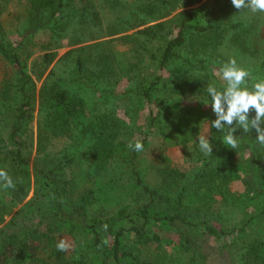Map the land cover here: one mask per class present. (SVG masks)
Returning a JSON list of instances; mask_svg holds the SVG:
<instances>
[{
	"label": "trees",
	"instance_id": "trees-1",
	"mask_svg": "<svg viewBox=\"0 0 264 264\" xmlns=\"http://www.w3.org/2000/svg\"><path fill=\"white\" fill-rule=\"evenodd\" d=\"M174 1L126 7L119 0H0V62L12 68L0 81V168L15 183L0 187V225L9 218L10 227L0 233V264H264V147L255 130L237 128L232 149L222 142L227 126L210 128L212 154L200 151L196 137L183 147L182 168L169 166L166 152L167 141L199 129L202 109H211L206 88H221L216 73L230 59L264 79V48L244 38L255 33L254 16L246 21L225 0V21L193 29L203 39L193 55L185 51L182 26L161 21ZM19 6L25 23L11 41L1 34V17ZM129 30L135 31L123 36L130 48L121 70L109 39ZM41 32L48 33L43 53L28 68L24 48ZM63 46L76 54L73 66L42 83L31 160L32 73L41 78ZM121 79L127 84L115 92ZM74 101L87 105V114H72ZM117 101L127 121L116 115ZM124 124L132 132L124 134ZM137 140L142 152L128 148ZM145 157L159 171L157 186L143 176ZM61 238L71 243L65 252L56 249Z\"/></svg>",
	"mask_w": 264,
	"mask_h": 264
},
{
	"label": "rangeland",
	"instance_id": "rangeland-1",
	"mask_svg": "<svg viewBox=\"0 0 264 264\" xmlns=\"http://www.w3.org/2000/svg\"><path fill=\"white\" fill-rule=\"evenodd\" d=\"M122 4H124L126 7H134L140 2V0H119ZM231 1V0H227ZM225 0H175L174 1V7L172 8L170 14L165 17L163 20H171V23L173 26H177V28L181 27L183 28L184 32H186L187 35V41L185 44V51L188 54H193L196 53L201 47L200 42L203 40L201 37H199L195 32L194 28L197 27H206L209 26L211 23L215 22H221L225 21L226 19L224 18L221 13H220V8L219 6L223 4ZM232 4V3H231ZM233 10L236 13H242L244 14V19L247 21L249 18L252 19L254 16V21H252V32L253 30V36L255 35L256 37H253L250 35V33L245 34L244 38H251L250 40L245 39L246 43L250 45L252 40H256L258 42V46H262L264 48V12H258V13H251L249 10L244 9V10H237L235 7ZM234 15V13L232 14ZM231 17V15H230ZM25 10L23 6L17 7L15 10H11L9 12H6L2 15L1 21H2V32L1 34L6 37L7 39H10L11 41H16L19 40V29L22 28L23 23H25ZM238 29L237 31H239ZM135 30H129L124 33H120L118 35L112 36L109 39L111 42V49L114 52L115 60L117 62V66L121 70H125L126 68V60H127V50L130 48V43L124 39L123 36H127L128 34H131ZM240 32V31H239ZM235 34H231L230 36H233ZM229 36V37H230ZM204 37V36H203ZM48 38V33L47 32H41L38 33L34 37V42H31L28 46H25V55L27 57V66L28 68L31 67V65L34 63V61H37L40 57V55L43 53L42 45L46 42ZM223 44V43H222ZM214 47L217 49H220V45L215 42ZM256 47V45H255ZM71 48V46H63L60 47L56 50L57 56L55 57L54 61L52 64L45 70L44 74L42 75L41 78H37L36 76V70L32 73L33 79L35 80V99H36V104L34 111L32 113V117L29 120V122L26 124L27 127V134L29 137L28 144L30 151L27 152V156L32 160L35 153H36V146H37V138H38V131H37V121H38V107H39V92L40 88L42 86V83L45 79V77L53 71L54 74L62 76H66L71 72V66H73V60L74 56L76 54H69L67 51ZM80 53V52H77ZM85 56H88L89 54L91 55L93 51L91 50H86ZM171 66H174L173 64ZM242 66V65H240ZM39 68V66H36ZM34 67V68H36ZM217 72V71H216ZM215 72V73H216ZM166 71L163 72V76L166 75ZM218 73V72H217ZM216 73V76L218 77ZM12 74V68L4 64L3 62H0V81L2 79H7L10 77ZM201 71H196L195 77L196 79L203 81L204 78H202ZM194 77V76H193ZM194 77V78H195ZM202 78V79H201ZM219 81H221L218 78ZM222 82V81H221ZM126 80L121 79L119 83L115 86V92H120L122 89L125 88L126 86ZM184 101H191V100H186ZM211 101H208L210 103ZM185 103H191L193 104L194 102H185ZM70 110L72 111V114L74 115H80L82 113L88 112L89 107L87 105L82 104L80 101H74L70 103ZM115 109H116V115L120 119L126 120V116L124 115V109L121 104V102L117 101L116 104H114ZM203 114L201 115V123L199 125V129L192 131L191 136L187 139H181V138H176L172 139L168 142V145L166 146V152L167 156L169 157V166H176L178 168H182L183 166V147L187 145H191V141L198 137V135L208 133V137L210 135V116L213 113L212 108L208 109L204 107L202 109ZM127 121V120H126ZM124 134H128L129 132H132L130 127L124 124L122 128ZM153 160L152 158H146L143 160V176L145 177V180L147 183L150 185L156 186L160 183V175L159 171H156L152 167H150V162ZM160 167V166H158ZM233 189H237L238 185L234 184L231 185ZM229 190V189H228ZM230 194V190L228 192ZM33 192L31 191L28 195L27 198L22 202V204L19 206L22 207L24 206L28 200L32 197ZM221 212L225 214L231 215V210L227 207H220ZM234 217V216H233ZM9 221V218H6L5 222L0 225V233L3 232H9L10 227L7 225ZM169 231L170 229L172 230L171 227H168ZM170 234V232H169ZM175 232L171 231V236L174 235ZM1 235V234H0ZM218 242V246H219Z\"/></svg>",
	"mask_w": 264,
	"mask_h": 264
},
{
	"label": "clouds",
	"instance_id": "clouds-1",
	"mask_svg": "<svg viewBox=\"0 0 264 264\" xmlns=\"http://www.w3.org/2000/svg\"><path fill=\"white\" fill-rule=\"evenodd\" d=\"M232 5L237 10L247 9L251 13L264 12V0H231ZM222 81V86L218 89L215 85L209 84L206 91L210 97V104L215 119L211 121L210 128H215L218 132L223 131L227 126L228 131L222 142L229 148L236 149L238 141L234 135L237 128L244 133L256 132V142L264 147V79L255 80L250 77V73L239 67L235 59H230L217 73ZM253 79L251 86L248 80ZM255 113L249 118L250 112ZM198 146L204 155L212 154V144L208 138V133L198 135ZM128 148L142 152L144 145L139 140L129 143ZM0 187L5 189L15 188V183L6 170L0 168ZM107 225H103L107 230ZM71 247V243L61 238L56 243L59 252H65Z\"/></svg>",
	"mask_w": 264,
	"mask_h": 264
}]
</instances>
